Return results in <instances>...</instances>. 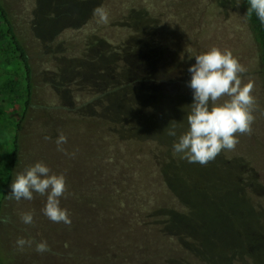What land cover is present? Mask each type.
<instances>
[{"label": "trees", "instance_id": "16d2710c", "mask_svg": "<svg viewBox=\"0 0 264 264\" xmlns=\"http://www.w3.org/2000/svg\"><path fill=\"white\" fill-rule=\"evenodd\" d=\"M68 1L85 4V14L76 22L75 15L80 11L75 6L68 14L75 23L63 26L85 27L86 36H93L85 46L93 42L99 52L87 84L79 82L76 73L63 82L68 86L56 83L53 87L63 106L46 109L36 107L33 100V72L21 26L8 0H0V40L16 54L9 73L17 76L6 83L5 91L14 93L21 107L19 117L9 122L6 136L10 150L5 155L0 218L7 222H0V264H264L259 254L248 262L240 254L230 255L225 245L230 244L229 222L237 210L248 228L241 234L245 246L257 247L255 238H259L258 243L264 242V228L259 233L252 226L254 216L264 217L260 201L264 186L252 165H261L263 146L254 142L247 145L243 157L223 150L202 166L174 153L180 129L172 120L164 119L165 101L161 100L167 98L170 104L187 93L190 75L186 65L177 74V61L165 49V42L155 37L159 23L154 0L148 1L150 6L145 0ZM178 3L181 9L187 7L184 0ZM97 7L108 11L107 24L97 22L93 14ZM239 8L254 48L252 64L264 102V24L255 14L248 17L247 0H239ZM113 32L124 35L116 45L109 41ZM71 86L77 92L88 88L94 100L76 107L70 101ZM39 107L46 111L60 109L63 117L79 121L83 111L93 115L101 109L103 113L102 123L85 139H91L95 154L84 157L85 146L77 156L61 155L66 164L49 166L52 172L66 177L60 203L68 210L70 225L53 222L44 215L46 196L34 193L32 200L8 199L12 180L31 159L47 163L46 154H40L43 140L50 136L29 127L30 120L34 121L33 110ZM173 128L176 137L168 134ZM85 162L88 168L83 167ZM28 212L33 214L31 224L22 220ZM18 238L32 243L20 248ZM41 241H47L50 251H36ZM236 248L238 253L241 244Z\"/></svg>", "mask_w": 264, "mask_h": 264}, {"label": "rangeland", "instance_id": "374dc122", "mask_svg": "<svg viewBox=\"0 0 264 264\" xmlns=\"http://www.w3.org/2000/svg\"><path fill=\"white\" fill-rule=\"evenodd\" d=\"M148 1L145 0L144 3L150 6L151 1L150 3ZM179 1L154 0V8L157 10L155 15H157L159 23L156 29L158 34L155 37L164 41L165 49L167 48L172 53L173 59L177 61L178 70L176 72L179 75L185 65L187 66V75H190L188 68L190 64L195 62V58H189L190 56L203 53L211 47L231 50L246 69L241 74L242 83L251 82L253 84L252 95L255 98L253 115L255 119L251 124L250 133L237 134L239 142L230 151L243 157V151L247 148V145H252L254 142L255 145L263 146L264 152V102L257 83L256 69L252 64L254 48L247 34L242 11L239 8V0H188V2L184 0L187 7L183 9H181ZM8 4L12 15L18 21L25 36V45L30 56L33 72V100L36 107L42 105L49 109L53 106H63L62 98L55 92L53 86L56 83L59 86L60 84L68 86L63 82L70 80L75 73L79 75V82L87 84L88 74L94 67V57L99 52L98 47H95L93 42L89 43L90 46H85V43L93 38L92 35L86 36L85 27L82 25L76 28L63 26L69 22L75 23L68 18V14L75 6H78L80 12L75 15L74 19L76 22L80 21L85 14V4H69L68 0H8ZM123 38V34L113 32L109 36V41L116 45ZM15 56L16 54L8 48L6 42L0 40V190L6 174L5 155L10 150V142L6 137L8 136L9 122L11 119L16 120L21 113L19 99L14 93L8 94L5 91L6 83L13 82L17 76L9 73L14 68L13 60ZM68 56L74 58L71 59ZM135 85L142 86L140 83ZM71 88L70 101L76 107L82 104L87 105L91 99L94 100L95 98V95L88 88L83 89L81 87L83 90L80 88L82 90H79L80 92H77L74 86H71ZM192 99V90L190 89L183 96L176 97L173 103L169 104L167 98L161 100L162 102L165 101L164 119L166 121L172 120L171 122L180 129L179 135L186 131L188 127L187 112ZM222 99H226V97ZM45 107L33 110L34 121L30 120L29 127L34 128V131L36 130L39 133L45 131L50 136V139L43 140L44 151L38 150L41 152L40 156L42 153L46 154V165L48 167L53 163L57 165L66 164L61 159V155L63 157L68 154L70 157L77 156L84 152L85 146L84 157L89 158L92 154H95L93 146H91V139L87 141L85 139L86 136L93 135L92 129L102 123L103 113L101 109H96L93 115L83 111V119L79 121L75 117H63L60 109L46 111ZM68 114L75 116L74 112ZM60 133L67 137V143L60 146L63 151L58 150L55 142ZM258 138L263 139V141L261 142ZM258 141L259 143H257ZM26 143L27 139L24 144L22 143V147L25 148ZM254 148L256 149V146ZM33 151L36 150L32 149ZM255 153L258 154L257 149ZM263 161L264 159H259L260 166L256 163L252 165L257 171L258 182L264 186ZM36 162L37 159L34 161L31 159L27 167ZM86 164L85 162L84 168H88L85 166ZM196 165L202 166L199 163H196ZM258 167L260 168L257 169ZM261 192L264 195V187ZM260 201L264 204V196L260 197ZM241 218V211L239 210H237L234 217L230 218L229 229L231 231L227 233L230 244H225L230 255L240 254L248 262L254 260V255L259 254L264 260V242L258 243L259 238L254 240L256 246H262V249L245 246V237H243L242 242L241 234L244 230L247 231L248 228H246L244 220L241 221ZM252 223V226L260 233L261 229L264 228V217L257 219L254 216ZM249 233L256 234L254 231ZM240 244L241 248L237 253L236 247ZM6 246L9 247L10 245Z\"/></svg>", "mask_w": 264, "mask_h": 264}, {"label": "clouds", "instance_id": "9594fccd", "mask_svg": "<svg viewBox=\"0 0 264 264\" xmlns=\"http://www.w3.org/2000/svg\"><path fill=\"white\" fill-rule=\"evenodd\" d=\"M247 4L248 17L255 14L264 24V0H247ZM93 14L98 18V23L109 22L105 8L97 7ZM191 57L195 58V62L188 68V86L193 97L187 112L188 127L174 142L173 151L181 154V158L189 163L206 165L223 150H233L239 142L237 134L251 132V124L255 119V98L252 95L253 84L242 83L241 74L246 69L231 50L211 47ZM168 134L177 136L174 128ZM55 142L58 150L63 151L60 146L67 143V137L60 133ZM10 188L8 199L16 201L32 200L34 193L46 196L42 210L44 215L53 222L71 224L68 210L62 208L60 203L66 191V177L63 173L52 172L44 162H36L17 173ZM22 220L25 224L33 223V214H23ZM0 222H7V219L0 218ZM31 243L24 238L16 241L20 248ZM36 251H50L47 241L37 243Z\"/></svg>", "mask_w": 264, "mask_h": 264}]
</instances>
